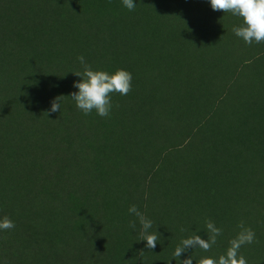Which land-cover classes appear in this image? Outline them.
Returning <instances> with one entry per match:
<instances>
[{
  "label": "rangeland",
  "instance_id": "1",
  "mask_svg": "<svg viewBox=\"0 0 264 264\" xmlns=\"http://www.w3.org/2000/svg\"><path fill=\"white\" fill-rule=\"evenodd\" d=\"M134 2L0 0V218L15 224L0 230V264H198L242 220L256 240L240 254L264 264V43L209 0ZM80 55L132 74L107 117L71 98ZM132 204L160 234L154 249ZM207 219L217 243L175 258L182 239H207Z\"/></svg>",
  "mask_w": 264,
  "mask_h": 264
},
{
  "label": "clouds",
  "instance_id": "2",
  "mask_svg": "<svg viewBox=\"0 0 264 264\" xmlns=\"http://www.w3.org/2000/svg\"><path fill=\"white\" fill-rule=\"evenodd\" d=\"M124 7L129 11L135 9L134 0H122ZM214 11L231 13L238 16L242 24L234 26V34L251 45L253 42L264 43V0H209ZM83 66L82 72L74 73L81 79L74 84L77 92L71 93V98L84 114L95 111L101 117L109 116L112 109V94L127 95L132 90V74L125 69H117L112 73L104 70H94L87 64L83 55L77 57ZM59 98L51 103V112L60 111ZM129 213L138 218L141 225V239L146 241V247L154 249L160 241V234L153 229V221L146 217L135 204L130 205ZM207 229V239H202L195 232L180 241L174 250V257L179 258L188 249L199 248L204 252H209L217 243V237L222 234V229L217 227L211 219L205 221ZM15 227L11 218L4 216L0 218V230H11ZM239 231L236 236L229 241V246L223 254L218 257L204 256L198 264H248L246 257L240 254V249L245 244H252L256 240L255 231L246 226L244 221H240L237 226ZM129 228L135 230L136 221L129 222ZM184 231V229H181ZM180 264H193V259L189 256L180 261Z\"/></svg>",
  "mask_w": 264,
  "mask_h": 264
}]
</instances>
